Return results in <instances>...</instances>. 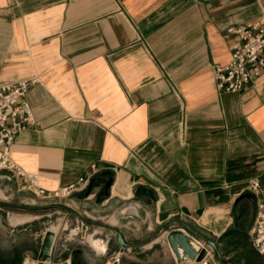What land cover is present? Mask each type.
I'll return each instance as SVG.
<instances>
[{
    "label": "crops",
    "instance_id": "0c3cea01",
    "mask_svg": "<svg viewBox=\"0 0 264 264\" xmlns=\"http://www.w3.org/2000/svg\"><path fill=\"white\" fill-rule=\"evenodd\" d=\"M263 12L264 0H0V82L36 79L11 158L45 190L88 177L44 203L0 170L14 204L61 214L49 259L102 264L119 250L122 264H174L164 235L182 222L212 240L210 264H263L247 185L264 181V69L236 92L218 91L212 71L229 57L224 29ZM24 235L22 256L37 258L41 239Z\"/></svg>",
    "mask_w": 264,
    "mask_h": 264
},
{
    "label": "built area",
    "instance_id": "2783aa9c",
    "mask_svg": "<svg viewBox=\"0 0 264 264\" xmlns=\"http://www.w3.org/2000/svg\"><path fill=\"white\" fill-rule=\"evenodd\" d=\"M224 33L230 38L229 57L222 64H214V85L218 91L236 92L250 84L264 69V12L247 22L227 26ZM35 80L31 77L13 83L0 82V170L42 202L52 203L72 192L83 191L88 177L79 176L64 186L45 190L38 185L37 173L24 170L11 158L10 147L15 136L32 122L31 108L24 95ZM247 190L255 208L249 229V243L264 264V181L251 178ZM187 237L195 254L203 249L204 255L198 261L183 258L174 264H210L212 254L209 246L193 235ZM19 264H71V258L68 255L56 260L23 257ZM102 264H122V252L118 250L107 254Z\"/></svg>",
    "mask_w": 264,
    "mask_h": 264
},
{
    "label": "rangeland",
    "instance_id": "374dc122",
    "mask_svg": "<svg viewBox=\"0 0 264 264\" xmlns=\"http://www.w3.org/2000/svg\"><path fill=\"white\" fill-rule=\"evenodd\" d=\"M0 185L6 186L5 183L4 184L0 183ZM20 194H21L20 192L19 193L16 192L14 193L13 196L6 195L4 196V198H0V256L5 253L6 256L8 257L10 264H17L18 261L20 262L21 259L25 257L22 256L23 253L22 245L24 244L23 242L25 236L24 234H27L28 237L30 236L33 242H35L34 246H36V244H38L40 239H42L43 236L42 231L45 228L47 229L49 228V230L56 226H58L57 228L59 227L67 228V226L64 225L63 223H60L59 221L56 222V220L58 219V217L61 216V214H57L52 211H47L43 214H40L41 212L32 211L24 207L13 206L12 204H14L15 202H19ZM15 214L32 215L35 218L24 224L14 225L10 222V217H12ZM86 216H89V214H86ZM65 218L73 220L74 217L70 214H67ZM92 220H96V219H92ZM96 221L113 224V218H102ZM87 230L92 231L91 228H88ZM98 230L99 229H97V231ZM126 235H128V237L131 239L136 237L134 233L131 234L126 232ZM189 235L191 236L190 233ZM33 251H34V247L32 252Z\"/></svg>",
    "mask_w": 264,
    "mask_h": 264
},
{
    "label": "water",
    "instance_id": "95a60500",
    "mask_svg": "<svg viewBox=\"0 0 264 264\" xmlns=\"http://www.w3.org/2000/svg\"><path fill=\"white\" fill-rule=\"evenodd\" d=\"M112 179L110 178L109 180H107L104 184V191L105 193L108 192L110 183H111ZM13 206H18V207H24L27 209H32L34 208L33 206H24V205H18V204H12ZM74 214L81 220H83V218L74 212ZM174 219H167L164 222H162L161 224L158 225V227L152 232V234L150 235L149 238L154 237L164 226H166L167 224H169L170 222H173ZM89 222L93 225H98L101 226L102 228H106L110 231L113 232L114 236H115V242L118 243L119 245H134L137 243H133V244H126L120 233L118 232L117 229H115L114 227L107 225V224H102V223H97V222H93V221H86ZM181 230L184 229L186 231V233H190L194 236H196L198 239L202 240L203 242H205L207 244V246H209L210 248H214V244L212 242V240H210L207 237H204L202 235H199L197 233H195L189 226H187L186 224L181 222ZM183 230V231H184ZM165 240L171 250V252L174 255L175 261L179 262L181 261V259L183 258H195L196 261H198L203 255H204V250L201 249L198 251L197 255L195 256V251L194 249H192L188 242H187V236L186 234L182 233L180 230L177 229H172L170 230L166 236H165ZM52 241V232H50L49 230H46L42 236L41 239V243H40V248L38 250V254H37V259L38 260H43V259H48V253H49V248H50V244ZM142 243V242H141Z\"/></svg>",
    "mask_w": 264,
    "mask_h": 264
},
{
    "label": "bare ground",
    "instance_id": "6f19581e",
    "mask_svg": "<svg viewBox=\"0 0 264 264\" xmlns=\"http://www.w3.org/2000/svg\"><path fill=\"white\" fill-rule=\"evenodd\" d=\"M0 198H4V195L2 194V192L0 191ZM33 218H35V217H33L32 215H19V214H15V215H13L12 217H10V222L12 223V224H14V225H20V224H24V223H26V222H28V221H30V220H32ZM113 222H114V219H113ZM57 227L58 226H56V227H53V228H51L49 231L50 232H55V230L57 229ZM182 233H184V234H186V236L187 235H189V233H186L185 231H183V230H180ZM56 233V232H55ZM192 235V234H191ZM165 236L166 235H164V238H165ZM194 236V235H193ZM196 237V236H195ZM89 239V238H88ZM155 240H157V239H155ZM88 241V240H87ZM187 242H188V244H189V239H188V237H187ZM98 244H100V245H103L102 243H101V241L98 239V238H93V239H91L90 240V246L91 247H93L94 249H95V247L98 245ZM149 244V243H148ZM189 246L191 247V245L189 244ZM192 248V247H191ZM193 249V248H192ZM197 254H195V256H196ZM48 256H49V253H48ZM25 257H27V256H25ZM37 259V258H36ZM48 259H49V257H48ZM48 259H43V260H48ZM189 259V258H188ZM194 261H196L195 260V258H192ZM38 260V259H37ZM182 261V260H181ZM176 262V261H175ZM180 262V261H179Z\"/></svg>",
    "mask_w": 264,
    "mask_h": 264
}]
</instances>
